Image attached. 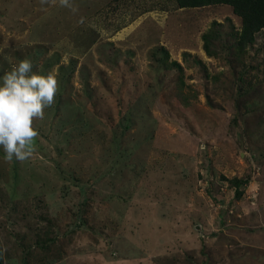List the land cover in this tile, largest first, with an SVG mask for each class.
<instances>
[{"label":"rangeland","instance_id":"1","mask_svg":"<svg viewBox=\"0 0 264 264\" xmlns=\"http://www.w3.org/2000/svg\"><path fill=\"white\" fill-rule=\"evenodd\" d=\"M72 3L0 0V78L59 73L33 155L0 147V264H264V31L240 49L230 5Z\"/></svg>","mask_w":264,"mask_h":264},{"label":"clouds","instance_id":"2","mask_svg":"<svg viewBox=\"0 0 264 264\" xmlns=\"http://www.w3.org/2000/svg\"><path fill=\"white\" fill-rule=\"evenodd\" d=\"M57 0H40L41 5L56 4ZM62 7L78 9L72 0H59ZM78 23H84L81 17ZM33 62L25 58L4 74L0 84V147L5 160L23 162L35 151L39 135L34 121L42 120L45 109L55 103L59 91L58 71L53 68L46 75L33 71Z\"/></svg>","mask_w":264,"mask_h":264},{"label":"trees","instance_id":"3","mask_svg":"<svg viewBox=\"0 0 264 264\" xmlns=\"http://www.w3.org/2000/svg\"><path fill=\"white\" fill-rule=\"evenodd\" d=\"M177 6L201 7L215 4H226L232 7L233 13L240 17L241 27L237 40L240 49L251 44L256 34L264 31V0H175ZM239 193V191H238Z\"/></svg>","mask_w":264,"mask_h":264},{"label":"crops","instance_id":"4","mask_svg":"<svg viewBox=\"0 0 264 264\" xmlns=\"http://www.w3.org/2000/svg\"><path fill=\"white\" fill-rule=\"evenodd\" d=\"M240 18V17H239Z\"/></svg>","mask_w":264,"mask_h":264}]
</instances>
